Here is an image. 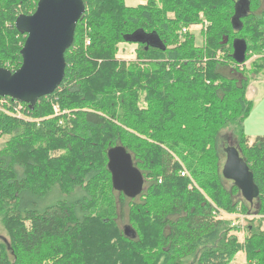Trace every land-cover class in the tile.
<instances>
[{
  "label": "trees",
  "instance_id": "obj_1",
  "mask_svg": "<svg viewBox=\"0 0 264 264\" xmlns=\"http://www.w3.org/2000/svg\"><path fill=\"white\" fill-rule=\"evenodd\" d=\"M38 1L0 0V69L21 68L16 21ZM84 3L61 86L34 108L0 97V264H232L240 253L264 264V137L250 144L244 128L248 89L264 81V0ZM204 21L202 46L181 36ZM126 43L136 62L118 58ZM226 129L259 187L253 203L223 177ZM119 148L142 176L138 195L114 187ZM221 211L259 217L240 240Z\"/></svg>",
  "mask_w": 264,
  "mask_h": 264
},
{
  "label": "water",
  "instance_id": "obj_2",
  "mask_svg": "<svg viewBox=\"0 0 264 264\" xmlns=\"http://www.w3.org/2000/svg\"><path fill=\"white\" fill-rule=\"evenodd\" d=\"M85 12L84 0H39L33 15L18 17L16 28L27 36L21 51L23 63L15 73L0 69V97L34 108L42 97L53 94L64 80L65 54L73 45L77 24ZM246 54V44L236 43L234 58L239 64L245 62ZM226 149L223 177L240 189L247 202L253 203L260 198L254 174L238 148L231 145ZM109 156L114 187L127 195H138L143 179L133 167L131 156L122 148L110 151Z\"/></svg>",
  "mask_w": 264,
  "mask_h": 264
},
{
  "label": "rangeland",
  "instance_id": "obj_3",
  "mask_svg": "<svg viewBox=\"0 0 264 264\" xmlns=\"http://www.w3.org/2000/svg\"><path fill=\"white\" fill-rule=\"evenodd\" d=\"M148 2V0H126V5L128 7H137L139 5H144ZM208 27V23L206 21H204V24L202 26H191L190 28L193 29L191 33H194L195 35V39H196V44L198 46H202V44L204 43V37H203V32L206 31ZM183 31V29H182ZM181 31V36H184V34ZM137 45L135 44H121L119 46V54H118V58L120 60L126 61V62H136L137 61ZM259 56L255 55L253 56L244 66L247 68L251 67L252 62L257 59ZM258 91V94L256 95V97L254 98V103H253V110L251 111V114L249 115V117L246 119L245 124L247 123V130L248 132H256V133H260V134H264V81L263 80H258L257 83L253 82L250 85L249 88V92H253V91ZM263 103V104H262ZM231 131L226 129L223 131V134L221 136V141H220V156L222 157V162L224 163L226 160V147L231 146L233 144L230 143L231 139ZM6 139H1L0 140V147L3 145V143H5ZM227 140V141H226ZM227 142V143H226ZM235 146V145H233ZM139 194V193H138ZM137 195V194H136ZM60 199V195L57 191L54 192V194L46 201H43L42 203L39 202V207H37L36 209H38L39 211H43L47 206H50L52 204H54L56 201H58ZM222 212V211H221ZM220 212V214H221ZM225 213V212H224ZM224 213L221 214V218L224 219H230L233 223L234 219L237 216L240 215H245L242 213H238V214H228L225 213L227 215H231V216H226ZM250 215L252 218H248V219H244L243 221L240 220V226L241 229H239V231H241L240 233L238 232L236 235H238L240 240H243L244 237V230L248 224L249 221H251L252 219L258 218L259 216H256L255 214H248ZM6 233L3 229L0 228V236H5ZM244 253H240L238 254V256L236 257L235 261L232 264H240L242 262L245 261L244 258Z\"/></svg>",
  "mask_w": 264,
  "mask_h": 264
},
{
  "label": "crops",
  "instance_id": "obj_4",
  "mask_svg": "<svg viewBox=\"0 0 264 264\" xmlns=\"http://www.w3.org/2000/svg\"><path fill=\"white\" fill-rule=\"evenodd\" d=\"M258 81H255V83H257ZM250 88V87H249ZM258 94V91L256 90V91H253V92H249V89H248V92H247V98H248V100H250V101H252L253 103H254V98L256 97V95ZM263 103H264V101H263ZM262 103V104H263ZM247 123L246 124H244V128H245V132H246V135L248 136V139H249V143L250 144H254L255 143V140L258 138V137H264V134H260V133H254V132H248V130H247ZM225 163V162H224ZM238 256V255H237ZM236 256V257H237ZM244 256H245V254H244ZM245 258V257H244ZM236 259V258H235ZM235 261V260H234ZM233 261V262H234ZM232 262V263H233ZM240 264H246V258H245V261L244 262H242V263H240Z\"/></svg>",
  "mask_w": 264,
  "mask_h": 264
},
{
  "label": "built area",
  "instance_id": "obj_5",
  "mask_svg": "<svg viewBox=\"0 0 264 264\" xmlns=\"http://www.w3.org/2000/svg\"><path fill=\"white\" fill-rule=\"evenodd\" d=\"M192 30L193 29H191V28H185V29H183V31H182V33L183 34H187L188 32H192ZM1 104H3V103H1ZM222 213H224V212H221V214ZM225 214V213H224ZM226 216H231V215H227V214H225ZM250 219V218H252L250 215H240V216H237L235 219H234V221H233V223H232V226H234V227H241L239 224H240V220L241 221H243L244 219Z\"/></svg>",
  "mask_w": 264,
  "mask_h": 264
},
{
  "label": "bare ground",
  "instance_id": "obj_6",
  "mask_svg": "<svg viewBox=\"0 0 264 264\" xmlns=\"http://www.w3.org/2000/svg\"><path fill=\"white\" fill-rule=\"evenodd\" d=\"M3 98H6V97H3Z\"/></svg>",
  "mask_w": 264,
  "mask_h": 264
}]
</instances>
